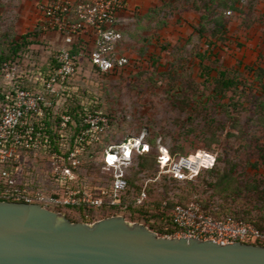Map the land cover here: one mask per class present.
Wrapping results in <instances>:
<instances>
[{
	"label": "rangeland",
	"instance_id": "1",
	"mask_svg": "<svg viewBox=\"0 0 264 264\" xmlns=\"http://www.w3.org/2000/svg\"><path fill=\"white\" fill-rule=\"evenodd\" d=\"M227 1L150 0L149 7L137 6L127 18H119L109 31V40L91 38L96 41L88 43V51H100L114 62L126 63L117 73L104 74L83 53L77 73L48 95L49 101L56 98L58 114L72 105L113 119L108 136L82 158L80 170L72 174L73 190L111 184L114 171L104 164V151L110 146L120 151L119 146L133 140L150 146L145 158L153 168L145 169L148 175L139 180V173L135 174L144 161L137 149L132 154L133 171L127 170L139 189L157 173L159 148H166L174 157L217 151L215 169H207L192 182L170 183L169 189L164 184L169 183L167 179L151 183L147 209L157 211L166 199L179 201L186 196L184 200L190 201L195 197L211 208H220L224 215H237L264 230V79L260 81L257 71L264 69V0H230L229 5L237 9L225 8ZM38 2L0 0V54L12 57L14 43L29 36V45L17 54L23 84L36 92L43 89L39 80L61 50L48 38L51 32L42 27ZM219 14L224 15L227 32L217 40L211 35L213 18ZM194 26H205L204 35ZM200 55L212 69L209 79L201 75ZM216 70L227 71L236 87L217 95ZM0 86L5 88L3 83ZM23 165L22 179L27 175L32 183L43 182L56 189L49 159L29 154ZM132 214L137 220L130 218ZM118 215L127 219L123 212ZM127 215L129 222L150 228L140 213ZM151 218L156 223L165 221V216Z\"/></svg>",
	"mask_w": 264,
	"mask_h": 264
},
{
	"label": "built area",
	"instance_id": "2",
	"mask_svg": "<svg viewBox=\"0 0 264 264\" xmlns=\"http://www.w3.org/2000/svg\"><path fill=\"white\" fill-rule=\"evenodd\" d=\"M41 14V24L45 31L57 32L62 36L64 46L56 57L59 68L49 81L41 83V91H31L18 88L11 94L12 104L4 109L0 117V163L2 165L19 163L27 155L38 156L50 145V139L45 135L42 126L37 121L45 117L44 107L47 104V93L74 76L78 68L71 54V48L82 38L92 35L103 36L109 40V31L119 20L122 13L131 9L128 0H42L37 4ZM119 37V36H117ZM93 63L104 71L114 69V61L104 57L102 52H93ZM126 60L119 61L123 67ZM4 79L12 82L19 73L16 64L6 62L2 65ZM72 123L70 115H63L59 124L61 138H65ZM111 120L108 116L96 112L85 116L82 131L76 140V147L69 152L50 154L51 180L57 184L52 194L46 195L39 190H30L22 184L20 169L15 175L4 170L0 175V202H16L41 204L49 209L57 206H81L99 208L108 201L118 204L121 196L128 190L129 167H132L134 149L140 154L148 153L150 146L139 140L129 141L119 146H110L104 154L105 166L114 171L109 187H89L81 190L67 189L72 180L73 170L82 165L88 148L100 144L109 134ZM215 165L213 156L198 152L187 156H172L166 148H159L157 158V175L145 179L142 190L137 198V205L144 204L148 199L147 189L151 183L160 182L163 177L173 179L178 183L194 180L204 170ZM55 195V197H54ZM171 220L177 229L174 236L196 238L204 241H214L219 244L236 242L257 244L264 243V230L258 229L252 223L238 219L233 215L215 218L197 201L187 205L176 204L171 210Z\"/></svg>",
	"mask_w": 264,
	"mask_h": 264
},
{
	"label": "water",
	"instance_id": "3",
	"mask_svg": "<svg viewBox=\"0 0 264 264\" xmlns=\"http://www.w3.org/2000/svg\"><path fill=\"white\" fill-rule=\"evenodd\" d=\"M0 264H264V245L160 236L123 215L73 222L41 204L1 201Z\"/></svg>",
	"mask_w": 264,
	"mask_h": 264
},
{
	"label": "trees",
	"instance_id": "4",
	"mask_svg": "<svg viewBox=\"0 0 264 264\" xmlns=\"http://www.w3.org/2000/svg\"><path fill=\"white\" fill-rule=\"evenodd\" d=\"M229 2H230V0L227 1L223 6L225 8L237 9L233 4L229 5ZM213 23H214L215 27H214V30L212 31L211 36L213 38H216L217 40L222 39L223 35H225L227 32V30H226L227 25L225 22L224 15L219 14L218 16L214 17ZM204 27L205 26H201V27L194 26V29L196 32L200 33L201 36H203L205 31H206V29ZM95 36H96V33L94 31V33L92 35H90L86 38H82L77 44H75L71 48V54H72V57L75 61L77 68L79 65L78 58L81 54L86 53L89 55V57L91 59L92 53L95 52V50L88 51V48H87L88 43L89 44L92 43L91 38H93ZM28 39H29V36L25 35L21 38L20 41H16L14 43L13 51L11 52L13 54L12 57L0 54V78H1L0 85H1V83H3V85L5 87L3 89L0 86V117L2 116V114L4 112V109L12 104L11 94H15L16 91L18 90V88L21 87L23 89L33 91L31 88L24 85L22 82L21 70H20V65H19L21 62V57L17 54L18 51L20 49H22L23 46L29 45ZM90 40H91V42H90ZM95 44H96V42H95ZM212 44L216 45L215 42H212L211 45ZM59 53H60V50L58 52H56V54L53 56V64H51V66L45 70V74H43V78H41L39 80L40 86H41V83L43 81H45V82L49 81L50 78L55 74V72L59 68V63L56 59V57L58 56ZM200 56L202 57L201 65H200L201 70H202L201 75H207V78L209 79L210 72H212V69L210 68V66H208L204 63L205 62L204 57L202 55H200ZM107 58L111 59V57H108V56H107ZM6 62H9L11 64H16L19 67V73H18L17 77L12 82H9V83L4 79V73L2 71V65ZM91 62L93 63L92 59H91ZM114 63H115L114 69L109 70V71H104L103 69L96 66L94 63H93V65L99 72H102L104 74H115L123 67H121L119 65V61L117 59L115 60ZM216 71H217V76L214 78V81L216 83L215 93L217 95H224L227 91H230L236 87L237 83H236L235 79L231 78L227 71H223V70H216ZM257 71H259L258 77H259L260 81H262L264 79V69L260 68ZM67 81H69V80H67ZM66 82H64V83H66ZM54 91L49 92V93H55ZM34 92H36V91H34ZM49 93H47V104L44 107L45 117L43 119L37 121V125L43 127L45 135L50 139V145L46 148V150L40 152V154L38 155L40 157L43 156L45 159H49L50 154L55 152V151H57L59 153L69 152L70 149H74L76 147V145H77L76 140L82 131L83 120H84L85 116L90 113L81 106H77V108H72V105L71 106L69 105L63 114H58L54 110L56 98H53V100L51 99L50 100L51 102H50L48 99ZM63 115H70L72 117V123L69 126V129H68V132L66 133L65 138L60 137V133L58 130L59 124L61 121V117ZM104 115L108 116L109 119L111 120V124H113V119L111 118V116L108 114H104ZM96 145H98V144H94L88 148V151H87L85 157L89 156L90 150H92ZM106 151L107 150L105 149L104 154L106 153ZM204 152L211 154L213 156L215 165L218 163L219 153L217 151L204 150ZM31 155H34V154L32 153ZM149 155H150V151L148 153L140 154L141 157L144 156V157H142V159H144V161L139 166H137L136 170H134V171H136L135 174L139 173V180H142V178H141L142 176L144 177L145 175H148L145 169H152L153 168L150 161L145 158V156H149ZM158 155H159V153L157 154V156L155 158V162H156V170L155 171L156 172H158V168H157ZM23 162H24V160L20 161L19 163H15V164L12 163V164H6V165H2L0 163V175L4 170L10 171L12 174L15 175L17 167H19V168L24 167ZM215 165L213 167L209 168V170L206 169L207 171L204 170L197 177L204 174L205 171L206 172H212L213 169H215L214 167H216ZM80 168H81V166L77 170H73V174H76L80 170ZM131 169L133 171V167L129 168L128 171ZM128 171H127V173H128ZM156 175H157V173H155V176ZM155 176H153V177H155ZM24 177L26 179L20 178L22 181V184H26L30 190H39L41 192H44L46 195H50L53 193L54 190L53 189L51 190L50 187L45 186V184L43 182L32 183L28 179L27 175H25ZM135 179H131L129 174H128L129 188L121 196V200L118 204L112 205L110 202L106 201L99 208L89 207L87 205H81V206L66 205V206H57V207L55 206V207H50V208H54V210L57 212L65 211V212H68L69 214H73L74 216L79 217V219L77 218V221L73 220L72 218H69V217L68 218L73 222H80V223H93V222H96L98 220L110 217V216L118 215L121 212H123L126 215L127 219H129V217L127 215L128 212H133V213L138 212V213H140V219L143 220V222H146L147 224H149L150 229L157 232L160 236H174L176 234L177 229L173 226L172 220H171V210L174 208V206L176 204L187 205L191 201H197L202 205L204 210H206L208 213H210L213 217L222 218V217L226 216L220 211V208H219V210H216V208H211L208 206V204L204 203L202 200H200L199 198H195V197L192 198V200H190V201L184 200L183 197H186V196H183L179 201L166 199L165 203L162 202L160 204L161 206H159V204H158V206L160 208L157 211L148 210L146 206H147V201L149 199L142 205H137V203H136L137 198L141 193L143 184H141V187L139 189L135 183ZM163 179L169 180V183H167V182L164 183L166 189H169L168 184H170V183H172L173 185H181L182 184V183H178V182L174 181L173 179H169L168 177L162 178V180L160 182H163ZM71 182H72V180L68 184L67 189H72V183ZM189 182H192V181H189ZM189 182H186L185 184H187ZM54 185H55V188H57V184L54 183ZM84 188H86V187H84ZM84 188H80L78 190L82 191ZM54 197H55V195H54ZM168 210H169V212H167ZM231 215H233V214H231ZM162 216H165V218H164L165 221L164 222L161 221L159 223H156L155 220L153 218H151V217H158L159 218ZM233 216H235L238 219H243L237 215H233ZM130 218H132V220L133 219L137 220L133 216V214L131 215ZM243 220H246V219H243ZM257 244L264 245V243H261V242H257Z\"/></svg>",
	"mask_w": 264,
	"mask_h": 264
},
{
	"label": "crops",
	"instance_id": "5",
	"mask_svg": "<svg viewBox=\"0 0 264 264\" xmlns=\"http://www.w3.org/2000/svg\"><path fill=\"white\" fill-rule=\"evenodd\" d=\"M39 1H42V0H39ZM129 1V3H130V5H131V9H133V8H135V7H139V6H141V7H149L150 5H149V1L150 0H128ZM38 4V3H37ZM38 9V8H37ZM130 9V10H131ZM130 10L129 11H126V12H124V13H122L121 15H120V19H125V18H127V16L130 14ZM38 14H39V19H41V14H40V12L38 11ZM48 38L51 40V41H54V43L56 44V45H58V46H60L61 48L64 46V42H63V40H61V38H60V36H59V34H57V33H55V32H51V33H49L48 34ZM95 40H93V42H94ZM93 42L91 43V44H93ZM90 44V45H91Z\"/></svg>",
	"mask_w": 264,
	"mask_h": 264
}]
</instances>
